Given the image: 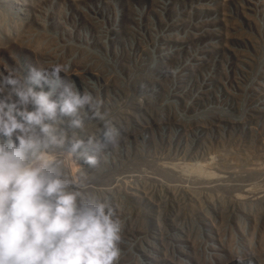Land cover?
<instances>
[{
	"label": "rangeland",
	"instance_id": "obj_1",
	"mask_svg": "<svg viewBox=\"0 0 264 264\" xmlns=\"http://www.w3.org/2000/svg\"><path fill=\"white\" fill-rule=\"evenodd\" d=\"M55 63L123 134L120 264H264V0H0V74Z\"/></svg>",
	"mask_w": 264,
	"mask_h": 264
},
{
	"label": "clouds",
	"instance_id": "obj_2",
	"mask_svg": "<svg viewBox=\"0 0 264 264\" xmlns=\"http://www.w3.org/2000/svg\"><path fill=\"white\" fill-rule=\"evenodd\" d=\"M70 70L0 74V264H120L118 206L92 195L81 161L95 169L123 134L102 97L62 77Z\"/></svg>",
	"mask_w": 264,
	"mask_h": 264
}]
</instances>
